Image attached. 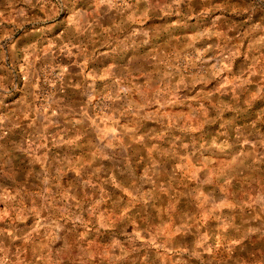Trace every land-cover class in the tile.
<instances>
[{
	"label": "clouds",
	"instance_id": "9594fccd",
	"mask_svg": "<svg viewBox=\"0 0 264 264\" xmlns=\"http://www.w3.org/2000/svg\"><path fill=\"white\" fill-rule=\"evenodd\" d=\"M0 264H264V0H0Z\"/></svg>",
	"mask_w": 264,
	"mask_h": 264
}]
</instances>
